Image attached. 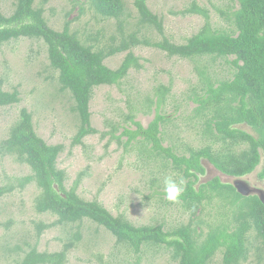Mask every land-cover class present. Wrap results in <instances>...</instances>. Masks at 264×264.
Masks as SVG:
<instances>
[{
	"label": "rangeland",
	"instance_id": "rangeland-1",
	"mask_svg": "<svg viewBox=\"0 0 264 264\" xmlns=\"http://www.w3.org/2000/svg\"><path fill=\"white\" fill-rule=\"evenodd\" d=\"M121 1L123 15L119 20L98 16L91 0H49L46 4L36 2L35 7H42L50 29L60 32L70 22L71 33L83 44H93L105 51L109 46H119L122 37L127 39L133 33L140 41H162L153 27L138 26L136 0ZM145 4L160 19L163 37L175 45L185 44L204 26L202 16L186 13L193 5L208 13L213 30H234L225 19L236 10L235 0H145ZM0 5L3 15L9 16L15 9V0H0ZM128 51L138 58L141 67L130 69L119 85L93 89L89 112L91 126L97 133L71 148L79 121L72 110L74 102L69 91L60 90L57 72L49 67L46 46L27 38L0 45V89L10 92L17 88L20 97L17 105L0 108V143L8 138L19 111L26 109L32 115L35 133L48 145L63 146L56 163L65 172L67 189L81 174L77 195L87 202H98L112 216L121 215L137 227L161 225L164 231H172L192 220L197 233L203 236L208 226L214 224L218 212L222 214L217 209L219 203L205 202L190 217L180 201L173 203L165 199V177L184 182L171 160L153 151L151 144L142 138L125 145L127 137L121 134L124 129L135 130L132 122L146 128L159 114L165 119L158 135L162 147L187 157L189 149H199L207 142L202 136L203 118L196 112L199 106L196 99L204 96L207 82L216 87L218 82L230 80L233 69L221 59H180L144 45ZM128 51L106 58L104 65L117 69ZM197 70L206 72L207 82H202ZM238 128L251 132L245 125ZM201 165L204 174L199 176V183L214 178L224 184L232 183L233 178L220 174L206 160L202 159ZM259 169L258 166L241 179L264 191V179H257ZM29 174L27 165L0 155V186L15 185V180ZM38 194L36 187L29 184L0 199V264H15L28 251V246L36 245L39 252H59L75 232L80 239L69 250L65 264H176L160 246L143 247L135 255L125 246L117 245L108 231L88 220L78 227L57 225L37 238L35 225L38 222L48 225L55 220L49 214L34 211ZM251 244L248 259L241 264H264V250L256 252L259 243L252 240ZM211 264H222L220 252Z\"/></svg>",
	"mask_w": 264,
	"mask_h": 264
},
{
	"label": "trees",
	"instance_id": "trees-1",
	"mask_svg": "<svg viewBox=\"0 0 264 264\" xmlns=\"http://www.w3.org/2000/svg\"><path fill=\"white\" fill-rule=\"evenodd\" d=\"M48 1L15 0V9L9 16L3 15L0 5V45L27 38L46 46L49 67L57 72L60 90L69 91L74 102L72 110L79 121L71 148L82 145L85 137L97 133L91 126L89 112L93 89L119 85L130 69L141 67L138 58L128 51L131 48L144 45L164 51L169 57L190 60L208 57L221 59L231 66L232 78L218 82L216 87L207 82L204 70H197L202 82H207L204 96L196 99L199 104L196 112L203 118L205 146L189 149L187 157L163 148L158 135L165 119L159 114L146 128L132 122L135 130L124 129L121 134L127 137L125 145L142 138L151 144L153 151L171 160L174 170L184 179V192L179 201L190 217H194L205 202L213 201L219 203L217 209L222 214L218 212L214 224L208 226L203 236L197 233L192 220L172 231H164L161 225L137 227L121 215L112 216L98 202H87L77 195L81 174L71 188H66L65 172L58 169L56 163L63 146L46 144L35 133L32 115L26 109L19 111L8 138L0 143V155L11 156L16 162L27 165L30 174L15 180V185L0 186V199L16 188L23 190L29 184L36 187L39 194L34 200V211L55 217L51 224L38 222L35 225L37 238L57 225L77 224L78 227L88 220L108 231L117 245L125 246L135 255H139L143 247L160 246L176 264H211L218 252L222 264H241L248 259L252 240L260 245L255 248L256 252L264 250V205L257 196H241L231 184L221 183L218 178L199 183V176L204 174L202 159L220 174L233 179H241L259 166L257 179H264V0H235L236 10L225 19L234 28L230 32L213 30L208 13L193 5L186 13L202 16L205 23L181 45L164 38L160 19L149 11L145 0H136L138 26L153 27L162 41H140L133 33L127 39L122 37L119 46H109L107 51L93 44H83L71 33L70 22H66L60 32L50 29L42 7H35L36 2L46 4ZM91 3L94 12L103 19L119 20L123 15L121 0H91ZM119 29L122 30L120 24ZM124 51L128 53L117 69L104 65L106 58ZM18 103L17 88L10 92L0 89V108ZM239 125L247 126L251 132L238 128ZM79 239L75 232L62 250L55 253L39 252L36 245L28 246V251L15 264H65L69 250Z\"/></svg>",
	"mask_w": 264,
	"mask_h": 264
},
{
	"label": "clouds",
	"instance_id": "clouds-1",
	"mask_svg": "<svg viewBox=\"0 0 264 264\" xmlns=\"http://www.w3.org/2000/svg\"><path fill=\"white\" fill-rule=\"evenodd\" d=\"M164 193L165 199L169 202H178L179 198L184 192V182L183 180L174 179L172 176H167L164 178Z\"/></svg>",
	"mask_w": 264,
	"mask_h": 264
},
{
	"label": "water",
	"instance_id": "water-1",
	"mask_svg": "<svg viewBox=\"0 0 264 264\" xmlns=\"http://www.w3.org/2000/svg\"><path fill=\"white\" fill-rule=\"evenodd\" d=\"M231 185L241 196H257L261 204L264 205V191L258 188L251 187L245 180L234 178Z\"/></svg>",
	"mask_w": 264,
	"mask_h": 264
}]
</instances>
